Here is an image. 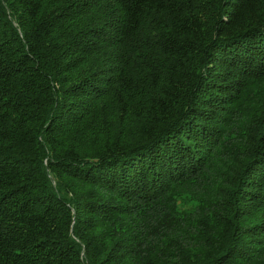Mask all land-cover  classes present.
Returning <instances> with one entry per match:
<instances>
[{"label": "trees", "instance_id": "1", "mask_svg": "<svg viewBox=\"0 0 264 264\" xmlns=\"http://www.w3.org/2000/svg\"><path fill=\"white\" fill-rule=\"evenodd\" d=\"M0 264H264V0H0Z\"/></svg>", "mask_w": 264, "mask_h": 264}]
</instances>
